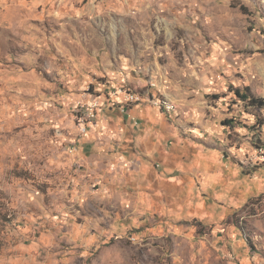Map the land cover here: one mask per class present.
Here are the masks:
<instances>
[{
  "label": "rangeland",
  "instance_id": "rangeland-1",
  "mask_svg": "<svg viewBox=\"0 0 264 264\" xmlns=\"http://www.w3.org/2000/svg\"><path fill=\"white\" fill-rule=\"evenodd\" d=\"M246 87L264 0H0V264H264Z\"/></svg>",
  "mask_w": 264,
  "mask_h": 264
},
{
  "label": "trees",
  "instance_id": "trees-1",
  "mask_svg": "<svg viewBox=\"0 0 264 264\" xmlns=\"http://www.w3.org/2000/svg\"><path fill=\"white\" fill-rule=\"evenodd\" d=\"M235 94L243 101H247L249 105L259 108L264 107V98L255 97L250 88L246 87L244 90L236 89Z\"/></svg>",
  "mask_w": 264,
  "mask_h": 264
},
{
  "label": "bare ground",
  "instance_id": "bare-ground-1",
  "mask_svg": "<svg viewBox=\"0 0 264 264\" xmlns=\"http://www.w3.org/2000/svg\"><path fill=\"white\" fill-rule=\"evenodd\" d=\"M156 102H157L158 105H161V106H162V105H166V106H167V101H166V100H164V101H163V100H158V101H156ZM167 107H168L169 109H172V108H173V106H167ZM167 107H166V108H167ZM168 108H167V109H168ZM262 148H264V147H262ZM261 152H262V156L264 157V151H261Z\"/></svg>",
  "mask_w": 264,
  "mask_h": 264
},
{
  "label": "built area",
  "instance_id": "built-area-1",
  "mask_svg": "<svg viewBox=\"0 0 264 264\" xmlns=\"http://www.w3.org/2000/svg\"><path fill=\"white\" fill-rule=\"evenodd\" d=\"M156 104H157V102H156ZM157 105H158V104H157ZM167 106H174V107H175V105L172 104V102H171L170 100H167ZM160 107L166 109V106H160ZM260 150H261V151H264V148H260Z\"/></svg>",
  "mask_w": 264,
  "mask_h": 264
}]
</instances>
